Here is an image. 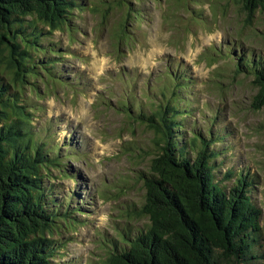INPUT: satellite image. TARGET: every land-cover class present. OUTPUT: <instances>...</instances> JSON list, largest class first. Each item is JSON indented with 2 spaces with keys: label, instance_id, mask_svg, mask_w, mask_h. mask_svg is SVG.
Listing matches in <instances>:
<instances>
[{
  "label": "rangeland",
  "instance_id": "obj_1",
  "mask_svg": "<svg viewBox=\"0 0 264 264\" xmlns=\"http://www.w3.org/2000/svg\"><path fill=\"white\" fill-rule=\"evenodd\" d=\"M76 1L83 6L71 12L68 28L42 39L66 51L57 69L75 89L40 90L36 100L26 92L37 107L32 126L68 175L55 170L47 182L50 198L74 213L57 222L54 263L103 264L118 235L146 228L145 218L128 219L126 211L143 202L140 176L154 152L153 133L117 107L134 97L147 111L153 81L177 65L191 79L180 91L188 111L180 146L193 137L205 141L225 190L239 175L250 183L262 229L252 254L264 259V109L251 108L252 76L235 74L241 53L264 62V15L248 23L232 0Z\"/></svg>",
  "mask_w": 264,
  "mask_h": 264
},
{
  "label": "trees",
  "instance_id": "obj_2",
  "mask_svg": "<svg viewBox=\"0 0 264 264\" xmlns=\"http://www.w3.org/2000/svg\"><path fill=\"white\" fill-rule=\"evenodd\" d=\"M232 1L248 23L256 13L264 15V0ZM82 6L76 0H0V264H55L57 222L74 214L69 205L50 198L52 172L68 175L45 135L32 126L37 107L26 92L36 100L40 90L75 89L73 78L57 69L66 51L43 45L42 39L68 28L71 12ZM235 60V74L252 76V110L264 109V62L244 53ZM190 80L177 65L153 81L145 97L147 111L134 104V97L117 107L153 133L154 152L147 154V171L140 176L143 202L126 211L128 219L148 223L133 235H118L103 264H249L256 259L264 264L262 256L252 254L262 229L250 183L239 175L225 190L214 179L215 153L205 141L193 137L180 146L179 130L188 114L180 107V91Z\"/></svg>",
  "mask_w": 264,
  "mask_h": 264
}]
</instances>
